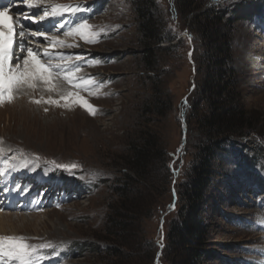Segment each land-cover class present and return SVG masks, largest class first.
Returning <instances> with one entry per match:
<instances>
[{
	"label": "rangeland",
	"instance_id": "rangeland-1",
	"mask_svg": "<svg viewBox=\"0 0 264 264\" xmlns=\"http://www.w3.org/2000/svg\"><path fill=\"white\" fill-rule=\"evenodd\" d=\"M154 1L159 9L156 25L164 29L165 35L174 37V41L153 48L155 52L148 61L155 70L148 72L139 31V0H42L40 7L32 9L23 2L15 5L3 0L2 4L10 5V12L20 23L27 9L24 29L27 24L29 29L32 24L46 27L43 21H48L50 27L43 28L44 32L48 30L46 34L74 46L52 47L42 40L37 43V37L28 33V38L22 39L18 26L19 44L25 49L31 46L37 54L40 50L43 63H48L51 57L53 64H67L70 68L80 65L77 78H94L89 88L96 92L90 95L89 91L77 90L97 109L95 116L77 104L69 110L44 103L53 97L60 100V95L42 87L29 90L28 95L16 93L11 103L0 105V141L3 142L0 148L4 149L0 155L9 154L13 170L23 167L22 176L13 180V184L8 182L14 172L1 181L0 236L23 237L25 243L38 248L32 257L35 264H101L93 252L83 254L75 248L86 243L102 245L94 237L103 229L110 203L116 199L113 188L125 182V173L118 167L120 158L127 155L129 144L138 138L137 133L148 130L160 134L173 173L174 207L166 212H163L165 208H161L162 211L158 208L142 227L147 241H154L156 251L161 252V263L166 222L168 225L173 215L177 189L186 182L194 148L201 141L189 115L194 96L199 92V81L206 78L207 65L202 58L203 37L199 32L193 41L191 30L193 19L205 23L200 14L209 8L225 11L220 30L227 40L231 39L233 48V60L228 68L238 73L242 105L254 122L245 138L232 139L233 144L240 146L233 145L231 150L237 149L239 157H253L246 159L253 167H239L235 154L231 158L223 156L221 165L215 163L217 186L210 191L203 210V219L209 225L206 243L210 252L195 264H264V0H197L186 20H181L176 0ZM253 1L262 4L260 16L249 21L245 14L241 21L225 27L233 18V6ZM52 5L78 6L81 10L39 19L42 9L47 7L50 11ZM32 13L38 14L35 22L28 18ZM81 21H87L91 31L98 33L91 43L79 35L64 34ZM60 24L64 27L60 28ZM19 46L13 50V53L19 50L13 66L18 62L23 66L22 60L17 58L24 57L26 51H20ZM158 47L161 50L156 51ZM45 52L49 56H45ZM60 56L71 59L62 62L58 59ZM212 70L215 71L214 67ZM59 80L68 84L62 78ZM100 85L103 87H98ZM161 95L169 99L165 116L147 114L146 105H151ZM33 98H42V102L36 104ZM53 162L76 163L80 167L74 170L75 175H70L56 169ZM126 174L135 178L133 172ZM46 175V181H42ZM170 200L167 186L160 191L159 200L155 196L153 199L154 203L159 201L160 207ZM45 244L53 247H39ZM179 253L170 256L168 253L162 261L171 264L174 256V264L182 263L185 254ZM0 264H19V261L0 256Z\"/></svg>",
	"mask_w": 264,
	"mask_h": 264
},
{
	"label": "trees",
	"instance_id": "trees-1",
	"mask_svg": "<svg viewBox=\"0 0 264 264\" xmlns=\"http://www.w3.org/2000/svg\"><path fill=\"white\" fill-rule=\"evenodd\" d=\"M195 1L197 0H176L175 7L181 20L188 18ZM158 10L154 0H139L137 4L141 44L144 46L143 61H147L148 72L155 70L150 66L151 61H148L155 52L153 48L174 41V37L165 35L164 29L156 25ZM231 11L233 18L226 22L225 27L241 21L245 14L249 16L245 18L251 21L263 13L262 4L254 1L241 2L233 6ZM224 12L209 8L200 14L205 23L193 19L191 35L193 41H196L199 36L197 33H201L205 47L202 58L207 65L204 71L206 78L199 81V92L194 96L189 115L201 141L194 148L187 180L177 189L176 208L168 225L166 222L162 264V259L168 253L169 256L179 252L185 254V260L179 264H195L210 252L207 248L209 243H206L209 225L203 219V210L210 191L217 186L215 163L221 165L223 156L231 158L235 154L234 158L239 167H253L251 161H247L253 157H239L236 155L240 153L237 149L231 150L233 145L237 148L240 146L239 143L233 144L232 139L245 138L252 130L254 122L242 105L238 73L228 68L233 60V48L231 39L227 40L220 30ZM156 49L159 51L161 47ZM213 67L215 71L212 70ZM198 74H201V69ZM168 108L169 99L161 95L154 103L146 105L145 112L149 115L165 116ZM137 135L138 138L129 144L127 155L120 158L118 165L125 173V182L113 188L116 199L110 203L103 229L94 237L102 245L86 243L75 248L76 252L83 254L85 251L93 252L100 258L101 264H155L158 254L155 242L147 241L142 227L145 220L156 213L158 208L161 211V208H165L163 212H166L174 203L173 173L160 134L148 130L138 132ZM127 172H133L135 178L126 174ZM166 186L171 200L160 207L159 201L154 203L153 199L155 196L159 200L160 191ZM171 264H174V256Z\"/></svg>",
	"mask_w": 264,
	"mask_h": 264
},
{
	"label": "snow or ice",
	"instance_id": "snow-or-ice-1",
	"mask_svg": "<svg viewBox=\"0 0 264 264\" xmlns=\"http://www.w3.org/2000/svg\"><path fill=\"white\" fill-rule=\"evenodd\" d=\"M22 2L26 4L27 8L32 9L40 7L42 0H22ZM80 10L81 8L78 6L52 5L50 11L47 7L42 9V15H39V19L43 20L47 16L62 15L64 12L75 13ZM37 15V13H32L28 18L35 22ZM17 24H19L21 29L18 35L23 39L25 37L24 25L19 21L13 20L12 17L9 16L7 6L0 8V105L11 103L15 99L16 93L29 94V90L42 87L49 92L56 91L60 95V100L50 99L43 101L44 103H51L69 110L74 104H78L90 115L95 116L97 114V109L80 96L78 91L65 92L59 88L57 83L58 79L62 78L70 84L73 89L89 91L90 95H96V92L91 91L89 88V86L94 83V78L84 80L77 78L76 73L79 72L80 65L70 68L67 64H53L51 63V57L49 62L45 64L41 62L40 57L31 47L25 49L23 45H20V51H26L24 57L17 58L18 60H22L23 66H21L19 62L13 66V50L16 46L17 36L14 26ZM59 27L63 28L64 25L60 24ZM29 34L32 37H42V40L48 42L52 47L74 46L66 44L63 40L53 39L45 32L30 30ZM64 34L68 36L79 35L88 43L92 42L93 36L98 35V33H93L91 31V27L87 21H81L73 28H69ZM185 35H187V33H185ZM188 39L191 40V37L189 36ZM29 43H31V41H29ZM44 55L49 56V53L45 52ZM58 59L60 61H67L71 59V57L60 56ZM76 59H79V57ZM98 87H103V85ZM61 100L63 104H61ZM33 102L40 104L42 100H34ZM45 111H47V109H45ZM2 143L3 142L0 141V144ZM3 151V148H0V153H3ZM36 159H39V157H36ZM53 163L56 169H62L70 175H75L76 173L74 170L80 167L76 163L67 165ZM39 247L51 248L53 246L51 244H45ZM37 251L38 248L25 243L23 237L0 236V256H6L14 261H19V264H35L32 257Z\"/></svg>",
	"mask_w": 264,
	"mask_h": 264
},
{
	"label": "bare ground",
	"instance_id": "bare-ground-1",
	"mask_svg": "<svg viewBox=\"0 0 264 264\" xmlns=\"http://www.w3.org/2000/svg\"><path fill=\"white\" fill-rule=\"evenodd\" d=\"M2 2H3V0H2ZM9 2L11 3H14L15 5H19V4H22L21 2H22V0H9ZM5 6H7L8 7V12H9V16L10 17H12V19L13 20H16L17 21V16L16 15H13V12H10V5H8V4H4V5H0V8H3V7H5ZM26 12H25V14H23L22 15V19H21V22L23 23V25H24V23H26L27 21L26 20H24V16H26L27 15V9L25 10ZM32 15V14H31ZM20 16V15H19ZM31 22V21H30ZM44 23H45V25H46V27H44V24H42V25H40V26H35V25H31L32 27H31V29H29L28 28V24L26 25L27 27H26V29H24V31H25V37L24 38H28V35L26 34V33H28L29 34V32H30V30H36V31H40L41 32V30H42V32H44L43 31V28H49L50 26H49V24H47V22L48 21H43ZM21 23V24H22ZM19 24H17V25H15L14 27H15V29H16V33H17V29H19ZM41 29V30H40ZM21 30V29H20ZM29 30V31H28ZM45 32H48V30H46ZM18 36V35H17ZM16 36V37H17ZM35 38V37H34ZM59 38V37H58ZM22 40V39H21ZM20 40V41H21ZM25 40V39H24ZM41 40H42V37H37V38H35V42H37V43H39V42H41ZM43 41V40H42ZM27 42V41H26ZM29 42V41H28ZM16 43H17V45L19 46V45H21V44H19V40H18V37H17V40H16ZM23 43V42H22ZM27 44V43H26ZM40 44H42V43H40ZM16 45V46H17ZM25 45V44H24ZM49 45V44H48ZM47 45V46H48ZM29 46V45H28ZM34 46V45H33ZM38 46V45H37ZM29 47H31V46H29ZM39 47V46H38ZM46 47V46H45ZM15 48V47H14ZM20 48V47H19ZM41 48V47H40ZM39 48V49H40ZM58 48V47H57ZM64 48V47H63ZM37 49V48H36ZM35 49V50H36ZM42 49V48H41ZM69 49V48H68ZM17 50H18V48H17ZM45 50V49H44ZM62 50V49H61ZM60 50V51H61ZM19 51V50H18ZM18 51H14L15 53H13L14 54V57L17 55L18 56V54L16 53V52H18ZM40 51V50H39ZM39 51H38V56H39V54H41V53H39ZM52 51V50H51ZM63 51V50H62ZM55 54V53H54ZM41 56V55H40ZM59 56V55H58ZM55 58H56V56H55ZM16 59V58H15ZM13 62V61H12ZM63 62V61H62ZM45 64L47 63V62H44ZM16 65V64H15ZM57 83L59 84V88L60 89H62V90H65L66 92L67 91H77L78 89H73L72 87H71V85L69 84H65L62 80H59L58 79V81H57ZM63 83V84H62ZM38 89V88H37ZM40 90V89H39ZM47 92V91H46ZM79 92V91H78ZM43 93V92H42ZM81 93V92H80ZM39 94H40V91H39ZM47 94V93H46ZM48 94H49V92H48ZM17 95V94H16ZM18 95H20V94H18ZM28 95V94H27ZM34 95V94H33ZM59 95V94H58ZM80 95V94H79ZM82 95V94H81ZM84 95V94H83ZM35 96V95H34ZM50 96V95H49ZM47 98H48V96H46ZM51 97V96H50ZM83 97V96H82ZM27 98V97H26ZM57 98H58V96H57ZM35 98H33V100H34ZM42 98H40V100H41ZM53 99H54V97H53ZM59 99V98H58ZM27 101H28V99H27ZM33 102V101H32ZM29 104V103H28ZM44 105V104H43ZM42 105V106H43ZM78 105V104H77ZM18 106V105H17ZM21 106H23V105H21ZM46 106H48V105H46ZM16 107V106H15ZM36 107V106H35ZM40 107V106H39ZM18 108H19V106H18ZM27 108V107H26ZM30 108V107H29ZM15 109V108H14ZM44 109V108H43ZM42 109V110H43ZM51 109H52V106H51ZM74 109V108H73ZM32 110V109H31ZM26 111V110H25ZM49 111H50V109H49ZM62 111H64V110H62ZM79 111V110H78ZM27 112V111H26ZM47 112V111H46ZM68 112V111H67ZM44 113V112H43ZM51 113V112H50ZM75 113V112H74ZM77 113V112H76ZM79 113V112H78ZM98 113H99V111H98ZM68 114V113H67ZM76 115V114H75ZM78 115V114H77ZM27 116V115H26ZM47 116V115H46ZM50 116V115H49ZM67 116V115H66ZM83 116V115H82ZM23 117V116H22ZM54 117V116H53ZM30 118V117H29ZM64 118V117H63ZM91 118V117H90ZM23 119V118H22ZM68 119V118H67ZM37 120V119H36ZM61 120V119H60ZM79 120V119H78ZM51 121V120H50ZM26 122V121H25ZM71 122V121H70ZM33 123V122H32ZM56 123V122H55ZM54 123V124H55ZM52 125V124H51ZM57 125V124H56ZM48 126V125H47ZM42 131V130H41ZM3 147V146H2ZM1 147V148H2ZM4 150V149H3ZM7 152H4V154H5V156H3V155H0V176H1V178H0V186H1V181H2V179L3 178H5V177H7V174H10V175H12L13 173L12 172H14V175H13V177H12V179H10L9 180V182H8V184H13V180L14 181H17V179L19 178V177H21L22 176V172L20 171V169H22L23 167H20V169L19 168H17V166H16V168L17 169H15L14 168V170H13V168H12V165L13 164H11L10 162H9V154H6ZM20 162V161H19ZM18 162V163H19ZM13 163V162H12ZM22 164V163H21ZM23 165V164H22ZM47 176L48 175H46V176H44V178H42V181H46V179H47ZM10 177V176H9ZM8 178V177H7ZM7 178H5V179H7ZM4 181V180H3ZM7 181V180H6ZM5 183V182H4ZM21 187V186H20ZM32 188V187H31ZM30 189V188H29ZM7 191V190H6ZM5 192V191H4ZM24 196V195H23ZM18 197V196H17ZM22 197V196H21ZM3 204V203H2ZM1 204V205H2ZM5 204V203H4ZM1 205H0V208H2L1 207ZM7 206H8V204H7ZM4 208V207H3ZM1 210V209H0ZM2 215V213H0V217H3V215ZM10 217V216H9ZM2 219V218H1ZM5 219V218H4ZM7 219H8V217H7ZM6 219V220H7ZM9 220V219H8ZM3 221V220H2Z\"/></svg>",
	"mask_w": 264,
	"mask_h": 264
},
{
	"label": "water",
	"instance_id": "water-1",
	"mask_svg": "<svg viewBox=\"0 0 264 264\" xmlns=\"http://www.w3.org/2000/svg\"><path fill=\"white\" fill-rule=\"evenodd\" d=\"M175 202H176V200H175ZM161 243L164 244V238H162V242ZM163 249H164V246L162 247V250ZM160 256H161V252L158 253L157 258H156V261H155V264H159V258H160Z\"/></svg>",
	"mask_w": 264,
	"mask_h": 264
}]
</instances>
